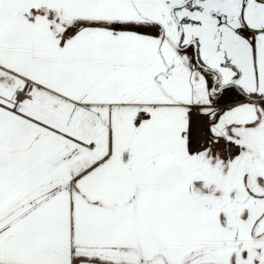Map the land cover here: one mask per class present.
I'll use <instances>...</instances> for the list:
<instances>
[{
	"label": "snow or ice",
	"instance_id": "snow-or-ice-1",
	"mask_svg": "<svg viewBox=\"0 0 264 264\" xmlns=\"http://www.w3.org/2000/svg\"><path fill=\"white\" fill-rule=\"evenodd\" d=\"M0 264H264V0H0Z\"/></svg>",
	"mask_w": 264,
	"mask_h": 264
}]
</instances>
